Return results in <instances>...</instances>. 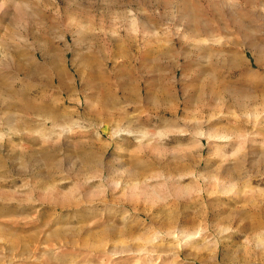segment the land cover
<instances>
[{
  "label": "rangeland",
  "instance_id": "obj_1",
  "mask_svg": "<svg viewBox=\"0 0 264 264\" xmlns=\"http://www.w3.org/2000/svg\"><path fill=\"white\" fill-rule=\"evenodd\" d=\"M0 90V264H264V0H0Z\"/></svg>",
  "mask_w": 264,
  "mask_h": 264
},
{
  "label": "bare ground",
  "instance_id": "obj_2",
  "mask_svg": "<svg viewBox=\"0 0 264 264\" xmlns=\"http://www.w3.org/2000/svg\"><path fill=\"white\" fill-rule=\"evenodd\" d=\"M20 12H23V11H21L20 10ZM7 13V12H6ZM12 13V12H11ZM19 14H21V13H19ZM25 14V13H24ZM14 15V14H13ZM15 16V15H14ZM21 16V15H20ZM22 16H23V14H22ZM3 17V16H2ZM16 17V16H15ZM14 17V18H15ZM7 19V18H6ZM9 24V23H8ZM13 24H14V22H13ZM9 26H10V24H9ZM206 32V31H205ZM67 36V35H66ZM10 37V36H9ZM8 40V39H7ZM6 40V41H7ZM10 43V42H9ZM6 44V43H5ZM10 44H12V43H10ZM7 45V44H6ZM13 46V45H12ZM4 48V47H3ZM10 46L9 45H7V47L6 48H4L7 52H10ZM252 51V50H251ZM169 52V51H168ZM256 52H258V51H256ZM10 54V53H9ZM164 55L163 56H168L166 53H163ZM170 56V55H169ZM257 56V55H256ZM12 58V57H11ZM7 59V58H6ZM8 60H10V58L8 59ZM36 60H37V62L39 61V62H41L42 60H47V61H49L50 62V66L52 67V68H54V69H56V65H55V62H56V57H55V54L54 53H52L51 51H50V49L48 50L47 49V47L45 46V47H40V49H39V52L36 54ZM7 62V61H6ZM9 64V63H8ZM25 64V63H24ZM11 65H13V64H11ZM10 65V66H11ZM26 65V64H25ZM9 66V65H8ZM16 67H19V66H16ZM23 67V66H22ZM21 68V67H20ZM26 68V67H25ZM19 69V68H18ZM17 69V70H18ZM19 70H21V69H19ZM26 71H27V68H26ZM30 71V70H29ZM31 72V71H30ZM24 73H25V70H24ZM26 74H27V72H26ZM39 76V75H38ZM30 77V76H29ZM33 78V77H32ZM51 81V80H50ZM53 83H55V84H59L58 86L61 88V89H64V81H63V78L61 77V76H57V78H56V76H55V80L53 81ZM10 86H12V85H10ZM14 86V85H13ZM52 88V87H51ZM56 88V87H55ZM54 88V89H55ZM6 90V89H5ZM42 90V89H41ZM1 91V90H0ZM60 91V90H59ZM35 91H33V93H34ZM50 92H51V90H50ZM56 92H57V90H56ZM61 92V91H60ZM36 93H37V91H36ZM39 93V92H38ZM58 93V92H57ZM40 94V93H39ZM6 95V94H5ZM8 95V94H7ZM67 95V94H66ZM10 97V96H9ZM67 99V98H66ZM161 103V102H160ZM82 104V103H81ZM29 108V107H28ZM64 110V109H63ZM30 111V110H29ZM148 112V111H147ZM149 113H151V112H149ZM153 113V112H152ZM151 113V114H152ZM29 114V113H28ZM56 117H58V116H56ZM59 118V117H58ZM57 118V119H58ZM47 119V118H46ZM52 119V118H51ZM149 120V119H148ZM46 121V120H45ZM50 121V120H49ZM53 125V124H52ZM55 125V124H54ZM122 130V129H121ZM122 132V131H121Z\"/></svg>",
  "mask_w": 264,
  "mask_h": 264
}]
</instances>
